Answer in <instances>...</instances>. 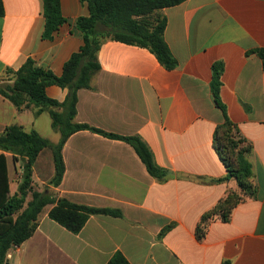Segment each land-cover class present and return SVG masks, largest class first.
<instances>
[{
    "label": "crops",
    "instance_id": "0c3cea01",
    "mask_svg": "<svg viewBox=\"0 0 264 264\" xmlns=\"http://www.w3.org/2000/svg\"><path fill=\"white\" fill-rule=\"evenodd\" d=\"M1 1L0 86L11 84L12 73L27 59L59 76L82 45L75 21L88 16L86 3L59 0L66 23L43 39L42 0ZM161 14L177 67L166 70L145 48L102 42L101 68L90 88L77 92L75 121L139 136L166 171L164 180L151 177L126 142L86 130L71 134L61 148L60 184L49 185L54 164L44 149L33 165V190L117 209L121 217L90 216L72 234L48 217L51 205H46L33 234L7 250L4 264H106L115 252L129 264H264V67L254 52L264 49V0H186ZM215 63L221 66L218 95L225 115L252 147L246 159L257 192L234 208L228 222L215 218L197 239L201 216L227 191L238 190L235 180L217 181L226 170L213 146V132L224 120L210 89ZM45 94L62 102L66 90L52 85ZM35 111L33 106L18 110L0 95V133L17 125L56 144L60 136L48 111ZM0 154L11 197L21 180V161Z\"/></svg>",
    "mask_w": 264,
    "mask_h": 264
},
{
    "label": "trees",
    "instance_id": "16d2710c",
    "mask_svg": "<svg viewBox=\"0 0 264 264\" xmlns=\"http://www.w3.org/2000/svg\"><path fill=\"white\" fill-rule=\"evenodd\" d=\"M86 3L88 16L78 17L75 27L81 34L82 45L63 64L59 76L49 69L38 67L27 59L13 74L11 84L0 86V95L16 109L33 106L35 114L48 111L52 128L59 133L56 144L42 138L36 131L26 132L21 126L10 125L0 133V150L12 154L13 160L21 161V180L17 192L9 196L6 159L0 154V264L11 246H18L29 238L37 227V219L46 205H51L48 217L72 234H78L86 221L93 215L121 217V212L111 208H97L70 202L66 198L56 199L50 192H37L32 187V170L39 153L49 149L54 164V174L49 185L57 187L65 170L61 148L67 138L78 131H90L109 139L121 140L129 144L151 177L164 180L166 171L159 167L149 147L139 136H120L105 132L85 123L75 121L77 92L88 89L93 76L100 70L97 53L106 40H113L145 48L151 52L166 70L177 67L163 34L166 18L161 10L176 6L186 0H82ZM3 4L0 0V16ZM44 18L43 39H51L53 33L66 23L61 14L59 0H42ZM102 30L99 31L98 27ZM264 67V49L254 51ZM221 66H212L211 94L216 106L222 111L224 120L213 132V146L226 174L218 182L235 180L237 191L229 190L210 210L205 212L195 229L197 239L205 236L208 224L215 218L226 223L234 208L245 199L256 197L252 165L246 157L252 147L240 136L237 126L225 115V108L219 99ZM58 86L66 90L62 102L49 99L45 94L48 86ZM30 200L23 205L27 197ZM15 215V217H14ZM163 228L159 239L171 228ZM106 264H129L120 252H115ZM222 264H228L224 262Z\"/></svg>",
    "mask_w": 264,
    "mask_h": 264
},
{
    "label": "rangeland",
    "instance_id": "374dc122",
    "mask_svg": "<svg viewBox=\"0 0 264 264\" xmlns=\"http://www.w3.org/2000/svg\"><path fill=\"white\" fill-rule=\"evenodd\" d=\"M98 30H99V31H101V30H102V27H101V26H99V27H98Z\"/></svg>",
    "mask_w": 264,
    "mask_h": 264
}]
</instances>
